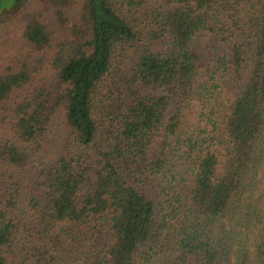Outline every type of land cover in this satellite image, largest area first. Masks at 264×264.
Listing matches in <instances>:
<instances>
[{
	"label": "trees",
	"instance_id": "1",
	"mask_svg": "<svg viewBox=\"0 0 264 264\" xmlns=\"http://www.w3.org/2000/svg\"><path fill=\"white\" fill-rule=\"evenodd\" d=\"M0 10V264H264V0Z\"/></svg>",
	"mask_w": 264,
	"mask_h": 264
},
{
	"label": "rangeland",
	"instance_id": "2",
	"mask_svg": "<svg viewBox=\"0 0 264 264\" xmlns=\"http://www.w3.org/2000/svg\"><path fill=\"white\" fill-rule=\"evenodd\" d=\"M35 6L36 4L33 3L27 12L30 13ZM1 13L2 10H0V61L3 62L13 56H17L22 49V23L17 22L15 25L7 23L5 21V13Z\"/></svg>",
	"mask_w": 264,
	"mask_h": 264
}]
</instances>
